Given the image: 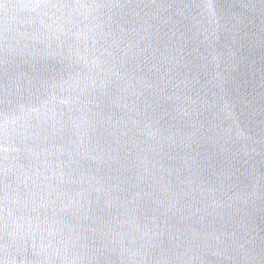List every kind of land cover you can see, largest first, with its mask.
<instances>
[{"label":"water","instance_id":"1","mask_svg":"<svg viewBox=\"0 0 264 264\" xmlns=\"http://www.w3.org/2000/svg\"><path fill=\"white\" fill-rule=\"evenodd\" d=\"M0 264H264V0H0Z\"/></svg>","mask_w":264,"mask_h":264}]
</instances>
